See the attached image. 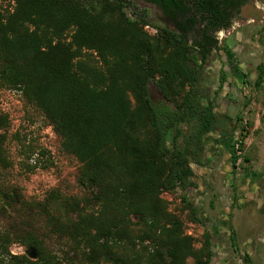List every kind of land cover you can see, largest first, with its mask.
Here are the masks:
<instances>
[{"label": "trees", "instance_id": "obj_1", "mask_svg": "<svg viewBox=\"0 0 264 264\" xmlns=\"http://www.w3.org/2000/svg\"><path fill=\"white\" fill-rule=\"evenodd\" d=\"M144 1L163 6V25L128 0H0V84L19 88L44 114L62 149L81 163L79 184L89 191L81 201L60 202L57 191L48 195L65 210L49 214L51 231L80 257L59 259L35 233L14 226L3 240L38 254L12 256L17 264L212 259L208 233L196 248L163 194L194 186L191 164H200L205 138L220 124L202 86L203 69L214 50L232 61L216 33L232 27L247 0ZM129 6L135 8L130 15ZM151 83L161 99L152 97ZM8 126L9 117L0 114V131ZM3 144L0 134V162H6ZM237 159L233 152L234 167ZM1 198L3 215L23 204L15 190H3ZM186 204L192 220L205 226Z\"/></svg>", "mask_w": 264, "mask_h": 264}, {"label": "crops", "instance_id": "obj_2", "mask_svg": "<svg viewBox=\"0 0 264 264\" xmlns=\"http://www.w3.org/2000/svg\"><path fill=\"white\" fill-rule=\"evenodd\" d=\"M220 43L234 56L231 61L223 51H213L217 55L213 59L211 54L203 69L202 86L215 101L220 124L207 134L200 164H191L189 201L196 210L205 201L215 206L201 216L204 231L221 252L220 260L209 264H232L228 252L233 233L242 254L264 264V79L259 87L255 84L264 74V16L239 22ZM239 123L247 128L243 154L254 176L233 165L231 135L234 130L237 134Z\"/></svg>", "mask_w": 264, "mask_h": 264}, {"label": "rangeland", "instance_id": "obj_3", "mask_svg": "<svg viewBox=\"0 0 264 264\" xmlns=\"http://www.w3.org/2000/svg\"><path fill=\"white\" fill-rule=\"evenodd\" d=\"M128 1L135 7L146 9L152 23L164 24L153 6L143 0ZM263 4L264 0H251L249 5L244 7L242 16L233 22V26L217 34L219 40L223 41L229 31H232V28L239 22H244L250 17L259 18L260 12L256 6L262 7L264 11ZM134 9L133 6H129L128 15ZM148 31L153 35L151 30ZM216 55V52H212L213 59ZM150 91L155 100L162 98L153 83L150 84ZM248 97L245 96L244 99L248 100ZM0 114L9 117V126L0 131V134L4 136L3 150L6 159V162H0V207L3 190H15L23 203L21 207H15L14 211L9 210L4 215L0 210V264H17V260L13 257L28 256L30 250L28 246L16 242L8 244L6 240H3V235L11 231L14 226L35 233L43 240L46 251L59 259L63 260L75 255L80 257L79 253L72 250L69 243L51 231L48 224L49 214L60 215L64 214L65 210L62 203L51 204L48 195L52 191H57L62 198L60 202L73 199L81 201L89 195V191L79 184L81 163L74 155L62 149L61 137L54 132L48 119L25 98L19 88L0 84ZM246 129L245 124L239 123L234 140L236 138L242 140ZM241 148L243 151V145ZM233 152L235 153L234 146ZM241 158L242 161L239 165L236 164V168H240L243 173L253 172L246 166L244 154L241 155ZM163 197L168 201L169 211L183 221L185 232L192 236L196 248H200L204 242V228L192 220L191 210L186 204V199L189 200V189L186 192L177 189L172 193H164ZM214 207L205 201L202 207L197 210L199 215L204 218L205 212L213 210ZM215 243V239H212V262L214 263L219 261L221 256ZM230 247L228 254L232 259L229 262L232 264H254L249 254H242L234 233L231 234ZM188 263L192 264V259H189Z\"/></svg>", "mask_w": 264, "mask_h": 264}, {"label": "flooded vegetation", "instance_id": "obj_4", "mask_svg": "<svg viewBox=\"0 0 264 264\" xmlns=\"http://www.w3.org/2000/svg\"><path fill=\"white\" fill-rule=\"evenodd\" d=\"M144 1V0H143ZM250 1L251 0H247V3L246 4H244L243 6H242V8H241V11H240V14H238L237 16H235L234 18H233V22L236 20V19H238L239 17H241L242 16V13H243V9H244V7H246L247 5H249V3H250ZM145 3H147V4H149V5H151V6H153L155 9H156V11H157V13L159 14V17H160V19H161V21L162 22H166V14H165V12H164V10H163V6L162 5H157V4H152V3H149V2H146V1H144ZM260 10L261 11H259L260 12V14L262 15V16H264V11H263V9L262 8H260ZM170 14L172 15L173 14V12L171 11L170 12ZM222 31H224V30H221V31H219L218 33H220V32H222ZM218 33H216V35L218 34ZM218 37V36H217ZM219 39V38H218ZM220 41V40H219ZM221 42V41H220Z\"/></svg>", "mask_w": 264, "mask_h": 264}, {"label": "built area", "instance_id": "obj_5", "mask_svg": "<svg viewBox=\"0 0 264 264\" xmlns=\"http://www.w3.org/2000/svg\"><path fill=\"white\" fill-rule=\"evenodd\" d=\"M146 29L147 30H151V32L153 34H155L157 32L155 28H151L150 29V26H146ZM233 146H234L235 154H236V156L238 158L236 164L239 165L241 163V161H242L241 155L243 154V151H242V148H241V139L236 138L234 140Z\"/></svg>", "mask_w": 264, "mask_h": 264}, {"label": "water", "instance_id": "obj_6", "mask_svg": "<svg viewBox=\"0 0 264 264\" xmlns=\"http://www.w3.org/2000/svg\"><path fill=\"white\" fill-rule=\"evenodd\" d=\"M28 255H29V257L32 258V259H36V258L38 257V254H37V252H36L34 249H30V250L28 251Z\"/></svg>", "mask_w": 264, "mask_h": 264}]
</instances>
